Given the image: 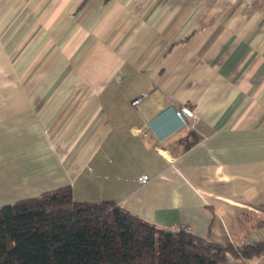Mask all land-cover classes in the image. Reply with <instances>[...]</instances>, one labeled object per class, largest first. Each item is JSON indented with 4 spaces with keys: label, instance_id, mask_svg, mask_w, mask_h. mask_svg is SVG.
<instances>
[{
    "label": "crops",
    "instance_id": "crops-1",
    "mask_svg": "<svg viewBox=\"0 0 264 264\" xmlns=\"http://www.w3.org/2000/svg\"><path fill=\"white\" fill-rule=\"evenodd\" d=\"M63 184L264 241V0H0V205Z\"/></svg>",
    "mask_w": 264,
    "mask_h": 264
},
{
    "label": "trees",
    "instance_id": "trees-1",
    "mask_svg": "<svg viewBox=\"0 0 264 264\" xmlns=\"http://www.w3.org/2000/svg\"><path fill=\"white\" fill-rule=\"evenodd\" d=\"M262 252L264 241L217 243L114 200H77L70 184L0 205V264H231Z\"/></svg>",
    "mask_w": 264,
    "mask_h": 264
},
{
    "label": "built area",
    "instance_id": "built-area-1",
    "mask_svg": "<svg viewBox=\"0 0 264 264\" xmlns=\"http://www.w3.org/2000/svg\"><path fill=\"white\" fill-rule=\"evenodd\" d=\"M141 97L142 96H137L136 98H134L132 100V103L133 104L137 103ZM175 113L184 123L187 122V120L190 116L194 115L193 111L186 105H182L180 108L176 109ZM138 180L141 183H144L148 180V175L142 174V175L138 176ZM182 227L187 230V226L185 224L182 225Z\"/></svg>",
    "mask_w": 264,
    "mask_h": 264
},
{
    "label": "rangeland",
    "instance_id": "rangeland-1",
    "mask_svg": "<svg viewBox=\"0 0 264 264\" xmlns=\"http://www.w3.org/2000/svg\"><path fill=\"white\" fill-rule=\"evenodd\" d=\"M75 188H76V186H75ZM79 195V194H78Z\"/></svg>",
    "mask_w": 264,
    "mask_h": 264
}]
</instances>
